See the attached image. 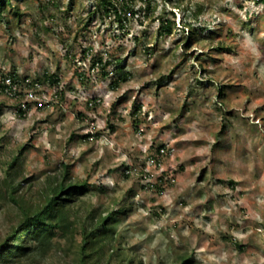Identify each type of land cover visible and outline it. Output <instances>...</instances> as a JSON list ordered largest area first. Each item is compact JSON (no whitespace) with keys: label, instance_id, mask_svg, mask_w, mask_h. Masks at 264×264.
<instances>
[{"label":"rangeland","instance_id":"obj_1","mask_svg":"<svg viewBox=\"0 0 264 264\" xmlns=\"http://www.w3.org/2000/svg\"><path fill=\"white\" fill-rule=\"evenodd\" d=\"M9 1L0 245L49 183L88 186L50 250L0 264H264V1L115 0L118 15L98 0ZM37 78L42 106L27 95Z\"/></svg>","mask_w":264,"mask_h":264},{"label":"trees","instance_id":"obj_2","mask_svg":"<svg viewBox=\"0 0 264 264\" xmlns=\"http://www.w3.org/2000/svg\"><path fill=\"white\" fill-rule=\"evenodd\" d=\"M4 2L10 4L9 0H0V14H2L4 10ZM114 2L115 0H98V8L106 13L114 12L118 15V7L114 5ZM15 14L20 15L19 12ZM166 31H171L170 23L167 25ZM102 61L101 58H95L92 67H96L97 64L102 66ZM43 77V80L50 81L52 84L59 83L58 77L55 74L44 75ZM122 78L124 79V77ZM41 80V78H37L34 82H40ZM139 111H141V105H137L134 109L136 113ZM163 149L164 145H160L152 155L155 162H157L160 157H164L167 154L162 153L161 150ZM87 186L88 183L86 181L73 184L66 183L65 178L57 184L49 183L44 191L45 197L42 203H38V205L22 204L21 212L23 214V222L20 227L14 231V234L10 235L0 245V255L24 257L35 252L43 253L50 250L58 232L64 230L68 226L70 207L80 192L87 189ZM10 187L11 194H13L16 191V187L14 185ZM126 210V208L122 207L119 210L109 212L103 217L96 219L95 226L90 227L92 229L89 231H84L85 243L95 244L98 240L107 235L110 229V221L117 218L118 214L126 213ZM92 212L93 211L89 213L88 217L92 216ZM180 257V264H191L192 260L189 257ZM124 261L125 259L123 258L120 260V262L123 263ZM132 262L131 260L126 264H132Z\"/></svg>","mask_w":264,"mask_h":264},{"label":"built area","instance_id":"obj_3","mask_svg":"<svg viewBox=\"0 0 264 264\" xmlns=\"http://www.w3.org/2000/svg\"><path fill=\"white\" fill-rule=\"evenodd\" d=\"M7 82H8V85L5 87V88H7V90H11L12 91V94H15V93H17L16 92V87H17V85L16 84H10V82H11V78L10 77H8L7 79ZM34 84V88L33 89H35V90H33V91H29L28 93H27V95L31 98V100L32 99H34L35 100V102H36V100H39L38 101V103H37V105H39V106H42L43 105V101H42V99H39L38 98V96L36 95V93H35V91H38V90H40L41 88V85H40V83L39 82H35V83H33ZM14 88V89H13ZM40 88V89H39ZM29 98V99H30ZM24 107H26V105H23ZM162 151V153L164 152V149L163 150H161Z\"/></svg>","mask_w":264,"mask_h":264},{"label":"clouds","instance_id":"obj_4","mask_svg":"<svg viewBox=\"0 0 264 264\" xmlns=\"http://www.w3.org/2000/svg\"><path fill=\"white\" fill-rule=\"evenodd\" d=\"M38 82V81H37ZM40 83V82H39ZM41 85V84H40Z\"/></svg>","mask_w":264,"mask_h":264}]
</instances>
